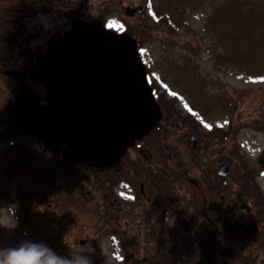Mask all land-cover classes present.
Here are the masks:
<instances>
[{
	"label": "rangeland",
	"instance_id": "1",
	"mask_svg": "<svg viewBox=\"0 0 264 264\" xmlns=\"http://www.w3.org/2000/svg\"><path fill=\"white\" fill-rule=\"evenodd\" d=\"M177 3H180L179 0H57L56 4L41 5L40 0H0V37L6 35V30L9 32L8 29L4 31L6 26L12 30L16 40L24 34L25 22L38 20L41 27L33 32L36 37L42 32V21L47 16L37 10L45 8L46 11L51 5L55 9H61L53 15L54 21L48 20L51 27L44 30L59 27L66 21L65 14L79 12L98 16L105 26L114 30L126 31L136 39L151 80H162V84L159 82L158 92L166 101L159 102L163 109L169 108L167 113L170 116L168 121L164 117L161 121L162 127L154 130L141 143L153 147L159 155L158 167L148 168L147 165L151 163L137 153H132L127 158L131 166L135 163L133 158L137 159L142 171L149 172V169H153L159 175L161 186L163 183L168 186L158 188V196L151 192H146V196L150 195L152 199L162 202L163 199L160 198H165L167 188L174 187L176 194L172 195L177 198L174 202L171 201L172 205L181 211L187 210V203L193 200V192H197L195 185L184 178L187 172L190 178L207 179L209 188L216 187L229 195L232 191L238 192L243 187V182H251L254 186L258 184L259 192L263 196L256 207L262 210L264 81H253L246 78L245 71L222 66L218 57L223 54V45H210L201 11L184 9L187 13L182 16L183 19L188 17V26L176 22L172 29L168 27L164 9L176 7ZM133 4L143 5L144 8L135 14L133 7L124 9L126 5ZM154 10L161 16L155 15ZM27 11L30 14L26 15ZM3 42L4 46L0 41V57L8 52V42ZM10 44L19 45L21 48L20 43ZM214 50L217 60L212 64L210 53L207 52L214 53ZM24 52L28 60V53ZM5 56L6 54L3 63H8ZM4 72L6 69L0 67V73L7 75ZM12 82L14 84L13 80ZM5 84L6 78H0V119H5V125L0 124V249L17 247L22 242L32 241L45 244L70 259L83 256L90 264H166L160 259V253L154 252L152 244L144 249V242H141L144 238L138 231L140 228L131 222L125 224L120 221L118 226H112L99 236L97 226L104 211L101 195L93 190L88 191L87 181L83 177L77 179L75 173L70 174L72 172L65 167L61 169L59 157L54 152L30 157V148L53 146L49 142L40 141L42 139L38 137L39 134L36 135L39 129L44 131L42 136L51 141L52 137H57L52 144L60 143V132L51 134L50 131H55V127H50L53 122L50 121L49 114L40 110L38 104L32 105L22 99L20 93L25 88L23 84L19 86L20 93L15 91L19 97H11ZM153 85L157 87L155 83ZM164 88L175 89L176 91L171 90V93L176 92L175 98H171L168 94L170 90ZM185 110L192 112L193 118L186 116ZM182 114L187 117L186 120ZM44 118H48L47 122L43 121ZM172 120L180 126H171ZM196 127L199 141L191 146L189 131ZM18 131L20 133L17 135ZM153 139L157 140L156 144ZM40 142L45 143L44 146ZM125 160L126 157L124 162ZM218 160L228 162L227 185H223L220 179L215 181L209 178V170ZM245 168H248L247 172ZM137 169L134 164V167H125L119 174L104 172L105 176L102 177H111L115 181L110 187L119 196V201H124V206L128 204L125 218H136L134 210L137 207L135 205L132 208L131 205L137 200L136 195L128 196L121 191H131L132 187L134 192L139 188L137 179L141 176L137 175ZM168 173H171V177L165 176ZM34 174H37L36 177ZM121 180L124 184L117 188ZM98 186H102L101 181ZM204 209H208V213L211 211L207 207ZM248 209L243 210V214L241 208H238L237 215L231 220L241 222L237 228L239 236L247 231L252 233L250 239H254L257 237L253 234L254 229L260 230L256 243L249 247L243 243L245 240L237 241L243 246L242 255H239L236 245L228 254L218 255L212 250V241L201 245L193 243L188 249H194L200 255L198 259L205 261V264H242L244 259L246 264H264V242H261L264 218L253 217V214L259 213L258 209ZM160 218H154V224L159 225ZM109 230L114 236H111V242L109 240L108 243ZM134 235L138 238H133ZM105 243H108L107 247ZM184 253L183 257L186 255ZM215 255L219 257L215 258Z\"/></svg>",
	"mask_w": 264,
	"mask_h": 264
},
{
	"label": "water",
	"instance_id": "2",
	"mask_svg": "<svg viewBox=\"0 0 264 264\" xmlns=\"http://www.w3.org/2000/svg\"><path fill=\"white\" fill-rule=\"evenodd\" d=\"M35 59L41 96L30 88L27 101L64 129L66 157L114 162L160 116L133 39L98 19L66 17Z\"/></svg>",
	"mask_w": 264,
	"mask_h": 264
},
{
	"label": "flooded vegetation",
	"instance_id": "3",
	"mask_svg": "<svg viewBox=\"0 0 264 264\" xmlns=\"http://www.w3.org/2000/svg\"><path fill=\"white\" fill-rule=\"evenodd\" d=\"M44 9L45 8L38 9L37 11L42 13L43 15L46 14L47 16L45 17H49V19L54 21V19H52L55 16L54 14L59 12L61 8L54 9L53 7H49L46 11ZM6 29H8L9 32H7ZM6 29V35H2V37H0V41L2 42L3 46V40H6L8 42V52H5V57L8 58V63L7 61H5L4 64H7V67L4 69H6L7 75L15 74V77L18 80L17 82L19 84H23V86L27 88V73L34 66L35 54L32 51L33 44H31L32 40H35L33 36L34 34L26 28V30L23 32L24 34L18 36L15 40L16 37L14 36L13 32H11L12 30L10 31L9 28ZM45 30L43 29L42 32L38 34L39 36L37 35L38 39L43 38L46 40V37L49 35V33L46 34L47 31ZM13 42L20 43L21 48L19 47V45L10 44ZM9 49H11L10 52ZM24 51H27L28 53V60L24 56ZM4 55L0 57L1 61L4 60ZM4 64L2 65V67H4ZM4 77L6 78V89L7 91H9V95L11 97L15 96L16 94L14 93V89L17 88V85L15 84V82L13 84L10 76ZM24 99L27 100L26 95L24 96ZM33 102L36 101L33 100ZM30 103L32 102L30 101ZM43 121L46 122V119L44 118ZM57 132V129L53 132L50 131L51 134H57ZM43 133L44 131L42 129H39V132H37L36 135L39 134L38 137L42 139V142H45V137L42 136ZM52 139L54 140L55 137H52ZM52 141H49V143L53 145L56 149H59L61 144L58 142L56 144H52ZM136 151L137 153H142L143 155H146V159H149L151 165L148 166V168H155L159 166V155L155 152L153 147H149L148 144H143L141 146H138ZM126 167L132 168L134 167V165L131 166L127 162ZM114 170L120 171L121 166L119 167V169L116 168ZM73 171L75 172L77 179L83 177V179L87 181L89 187L88 191L93 190L101 195L100 198L104 203V211L103 218L102 220H99L97 229L104 230L107 228L111 229L112 226H118L120 223V214L117 213L116 207L118 206L120 201L119 198L116 196L115 190L110 187L111 183H113V179L111 177L102 178L97 175L89 176L87 173H85L84 170H81L80 167L73 169ZM185 174L186 176H184V178L186 177L188 181L192 182L195 185V189L197 190V192H193V200L187 203V210L184 211L182 209L181 211L175 208L174 205H172L174 200L177 198L176 196L172 195L176 194V189L174 187L167 188L165 198H160L163 199L162 202H160L159 199L156 198L152 199V197L148 194V196H146V192H151L158 196V188L161 189L166 188L168 186L166 183H163L161 186V182L158 178L159 175L157 172H154L153 169H149V172H146L138 168L137 175L141 176L137 179L139 183V195L137 196V201L140 202V209L138 210L140 214L137 219H135L131 223H133V225H138V227L140 228L138 231L141 232L140 235L142 234V237L144 238L141 241L144 242V249L148 248L149 244H152L154 252L160 253V259L164 263L205 264V261L198 259L200 255L196 253L194 249H188V246L192 245L193 243L201 245L202 243L207 244L208 241H212L213 246L216 247V250L220 249L219 254L224 256L225 254H228V252L233 248V246L236 245L241 235L239 236L237 234L239 230H227L224 227L225 223L220 220V218L230 208L226 205L221 206L220 204H217V202L220 201L221 203H224L226 197H228L229 194L224 195L223 190H217L216 187L209 188L208 185H204V183L201 182L203 179H201L200 181L194 180L188 176L187 172H185ZM165 176L171 177V173H168V175ZM99 181L102 182L101 187L98 186ZM234 195L235 193H232L229 198L233 197ZM235 199L237 201L232 200L231 207L232 209L236 208L235 210L238 211L237 208L241 206V193H237ZM153 203H155L154 207L152 206ZM243 206L244 204H242L241 207L243 208ZM205 207L209 208V210L211 211L209 213L206 212L208 209H204ZM157 208L158 210H156ZM167 208L168 210H166ZM248 208L252 209V205L249 204L246 209ZM236 211L234 212L236 213ZM156 217H161L159 225L154 224L153 219ZM250 218L251 216L249 217V219ZM124 223L127 224L128 220H124ZM156 226H159V229H156ZM197 226H199L200 229L197 230ZM184 231L186 232L184 233ZM133 238L138 237L134 235ZM150 249L151 248H149V250ZM183 253L186 254L184 255V257L182 255ZM211 253H213V251H211ZM217 257L219 256L215 255V258Z\"/></svg>",
	"mask_w": 264,
	"mask_h": 264
},
{
	"label": "trees",
	"instance_id": "4",
	"mask_svg": "<svg viewBox=\"0 0 264 264\" xmlns=\"http://www.w3.org/2000/svg\"><path fill=\"white\" fill-rule=\"evenodd\" d=\"M171 12L168 21L186 23L181 11L182 4L191 10L201 11L204 26L209 33L210 45H223V54L218 58L222 62H235L236 66H245L248 62V74L258 71L264 74L259 57H264V0H179ZM171 27V25H170ZM213 37V38H212ZM214 57L217 55L214 50ZM225 64V63H224ZM164 103L166 100L161 98Z\"/></svg>",
	"mask_w": 264,
	"mask_h": 264
},
{
	"label": "clouds",
	"instance_id": "5",
	"mask_svg": "<svg viewBox=\"0 0 264 264\" xmlns=\"http://www.w3.org/2000/svg\"><path fill=\"white\" fill-rule=\"evenodd\" d=\"M41 5L56 4L57 0H40ZM49 17L43 18V26L50 28ZM46 103V102H42ZM0 264H90L83 256L68 258L61 256L42 243L22 242L19 246L0 249Z\"/></svg>",
	"mask_w": 264,
	"mask_h": 264
},
{
	"label": "snow or ice",
	"instance_id": "6",
	"mask_svg": "<svg viewBox=\"0 0 264 264\" xmlns=\"http://www.w3.org/2000/svg\"><path fill=\"white\" fill-rule=\"evenodd\" d=\"M186 107H187V105H186ZM207 126V125H206Z\"/></svg>",
	"mask_w": 264,
	"mask_h": 264
}]
</instances>
